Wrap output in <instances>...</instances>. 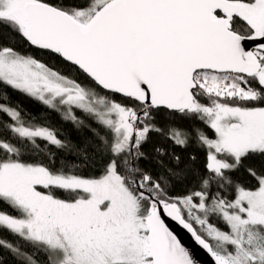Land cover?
Returning a JSON list of instances; mask_svg holds the SVG:
<instances>
[{"label": "snow or ice", "instance_id": "1", "mask_svg": "<svg viewBox=\"0 0 264 264\" xmlns=\"http://www.w3.org/2000/svg\"><path fill=\"white\" fill-rule=\"evenodd\" d=\"M0 86L91 132L0 104V249L21 264H198L172 224L212 264H264V0H0Z\"/></svg>", "mask_w": 264, "mask_h": 264}, {"label": "trees", "instance_id": "2", "mask_svg": "<svg viewBox=\"0 0 264 264\" xmlns=\"http://www.w3.org/2000/svg\"><path fill=\"white\" fill-rule=\"evenodd\" d=\"M4 41H7V37L3 38ZM31 53L36 56L37 59L45 62L49 66L54 69H59L61 71H66L65 66L62 62L58 60V58H54L48 55H45L41 50H31ZM0 104H7L11 107L17 108L21 111L22 114L28 113L32 116H39L42 118L41 122H47L48 126L58 130L62 134L63 137H66L72 140L74 143L82 142L85 139L91 138V132L88 127L76 128L65 122L61 119V116L51 110L46 109L43 105H41L38 101H35L31 97L27 96L24 93L13 90L9 87L0 86ZM0 120H7V117L0 115ZM158 123L161 125L175 124L177 126H186V122L182 120L178 115L170 116L166 111L159 114L157 117ZM86 125L90 123V121L85 120ZM165 143L159 137H154L152 145H149L146 149L149 154V159L144 162L143 166L149 170H153L154 161L151 158L153 146L160 145ZM168 148H172L173 146L168 144ZM177 151L184 157L188 158L190 156H197L199 164H203V155L199 154L194 147H189L186 150L177 149ZM81 174L86 176H92L96 174V170L89 167H84L81 169ZM178 191H182L183 189L178 188ZM7 210V209H6ZM0 238L14 241L16 238L11 236L7 231H0ZM31 251V250H29ZM34 258L39 262V264H44V256L43 254H36ZM0 264H21L13 254H11L6 249H0Z\"/></svg>", "mask_w": 264, "mask_h": 264}, {"label": "water", "instance_id": "3", "mask_svg": "<svg viewBox=\"0 0 264 264\" xmlns=\"http://www.w3.org/2000/svg\"><path fill=\"white\" fill-rule=\"evenodd\" d=\"M172 227L178 234L179 238H181L182 243H184L192 252L194 258L198 261V264H212L210 256L195 243L190 234L178 225L172 224Z\"/></svg>", "mask_w": 264, "mask_h": 264}]
</instances>
